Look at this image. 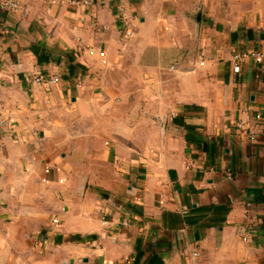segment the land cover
Returning <instances> with one entry per match:
<instances>
[{
  "label": "crops",
  "instance_id": "obj_1",
  "mask_svg": "<svg viewBox=\"0 0 264 264\" xmlns=\"http://www.w3.org/2000/svg\"><path fill=\"white\" fill-rule=\"evenodd\" d=\"M252 54L264 0H0V264H264Z\"/></svg>",
  "mask_w": 264,
  "mask_h": 264
},
{
  "label": "built area",
  "instance_id": "obj_2",
  "mask_svg": "<svg viewBox=\"0 0 264 264\" xmlns=\"http://www.w3.org/2000/svg\"><path fill=\"white\" fill-rule=\"evenodd\" d=\"M72 4L74 5H77L79 4V2H76V1H72L71 2ZM2 7L4 9H7V10H12V11H18L19 8H20V5L19 3L15 2V1H7V2H4L2 4ZM244 56H239L237 55L235 57V59L237 60H241ZM252 57H254L255 61L258 62V63H264V57L261 56V55H258V54H252ZM236 70L238 71L239 68L237 67ZM34 81L38 84V85H42L43 83H53L56 81V78H45L44 76H37L35 77ZM55 223H58L57 220L54 221Z\"/></svg>",
  "mask_w": 264,
  "mask_h": 264
}]
</instances>
